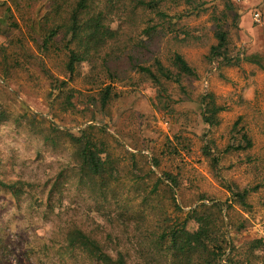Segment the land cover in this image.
I'll return each mask as SVG.
<instances>
[{"label": "rangeland", "instance_id": "rangeland-1", "mask_svg": "<svg viewBox=\"0 0 264 264\" xmlns=\"http://www.w3.org/2000/svg\"><path fill=\"white\" fill-rule=\"evenodd\" d=\"M53 1L0 0V181L16 186H0V264H100L80 250L64 255L75 227L128 248L133 262L160 264L150 249L158 224L201 203H222L225 214L233 205L225 223L239 250L264 240V0H95L85 18L102 13L117 36L72 82L63 35L41 47ZM176 53L196 76H177ZM157 60L180 82L139 71L157 73ZM47 72L69 81L74 108L51 95ZM214 107L211 126L204 115ZM89 126L113 163L108 188L84 172L72 142ZM165 173L178 175V188ZM231 189L248 190L247 208Z\"/></svg>", "mask_w": 264, "mask_h": 264}, {"label": "trees", "instance_id": "trees-1", "mask_svg": "<svg viewBox=\"0 0 264 264\" xmlns=\"http://www.w3.org/2000/svg\"><path fill=\"white\" fill-rule=\"evenodd\" d=\"M94 1L78 0L68 4L66 0H54L47 16V23H53V27L44 28L46 31H43L46 33H44L41 47L48 51L57 42V37L63 35L62 40L66 42L64 47L68 50L67 61L64 63L63 70L70 82L78 76V67L81 64L90 62L94 67L98 66L101 52L108 42L117 36L116 30H111L103 24L102 13H93L94 15L90 16L89 19L85 18L95 3ZM217 37L219 45L213 47L211 52L220 57V51L226 47L227 38L223 31L218 32ZM172 61L178 70L177 76L180 79L182 76H196L195 69L181 54H174ZM161 63L160 60L155 63L157 73L150 67L138 66V68L140 72L156 83H160L159 76L180 82V79H176L172 72ZM47 74L51 80V95H54V92L59 95L64 94V108L66 109L68 106L74 108L72 99L75 90L69 87V81L56 78L49 75L48 72ZM98 80L92 77L90 82L93 85H101ZM112 89V87H107L101 91L102 105L106 106L110 102ZM220 110H222L220 107L211 109V115H204L205 122L211 126L216 125V113ZM94 128V126H89L82 131L80 137L71 136V138L77 147L76 155L79 160H82L81 167L84 172L90 178H101L103 188H108L111 184L110 178L113 175V163L103 140L96 139L92 133H89ZM154 165L158 167L160 162L155 160ZM165 176L173 187H179L178 175L165 173ZM161 183L164 181L158 179L157 185ZM0 186L13 192L16 190L15 185H7L2 181H0ZM155 189L157 190L158 186ZM170 191L174 195V189L171 188ZM230 191L233 195V202L247 208L248 190L235 192L231 189ZM173 200L176 208L182 213L181 207L176 205L175 196H173ZM232 208L233 205H229L225 214L222 203H201L188 211L185 217L175 218L172 216V218L163 220L155 229V239L150 243L153 256L160 264H259L264 257L263 238L248 242L240 250L229 239L225 215H228ZM191 223L197 225L195 230L190 229ZM66 248L64 255L80 250L100 264H141L132 261L133 256L130 255L128 248L106 247L80 227H75L69 231ZM132 248L135 250V247Z\"/></svg>", "mask_w": 264, "mask_h": 264}, {"label": "built area", "instance_id": "built-area-1", "mask_svg": "<svg viewBox=\"0 0 264 264\" xmlns=\"http://www.w3.org/2000/svg\"><path fill=\"white\" fill-rule=\"evenodd\" d=\"M260 19H261V15L259 13H256L255 14V20L260 21Z\"/></svg>", "mask_w": 264, "mask_h": 264}]
</instances>
